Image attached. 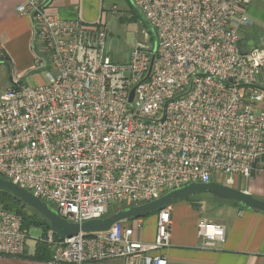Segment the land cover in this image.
<instances>
[{
  "label": "built area",
  "instance_id": "built-area-1",
  "mask_svg": "<svg viewBox=\"0 0 264 264\" xmlns=\"http://www.w3.org/2000/svg\"><path fill=\"white\" fill-rule=\"evenodd\" d=\"M157 45L139 42L127 62L107 51V27L82 14L64 19L49 0H24L35 64L47 81L13 78L0 95V174L71 222L159 198L192 182L232 186L264 171V46L242 48L251 0H131ZM134 89L133 100L130 101ZM141 218L48 245L47 264H168L172 215L157 212L156 237H136ZM199 247L215 249L225 226L197 225ZM22 215L0 208V257L24 253Z\"/></svg>",
  "mask_w": 264,
  "mask_h": 264
},
{
  "label": "crops",
  "instance_id": "crops-1",
  "mask_svg": "<svg viewBox=\"0 0 264 264\" xmlns=\"http://www.w3.org/2000/svg\"><path fill=\"white\" fill-rule=\"evenodd\" d=\"M23 1L0 0V61L10 64V84L13 78L26 75L35 64L32 22L29 17L17 13V6ZM106 2L49 0L48 9L58 12L64 19H75L81 13L87 23L94 24L102 23L108 9H116V6L107 7ZM129 2L132 3L131 0ZM246 15L253 23L241 28L243 50L264 46V0H251ZM259 84L264 88V75L260 77ZM236 177L239 176H234L232 187L264 199V171L245 179L242 187L236 186ZM227 205L222 210L221 220L215 221L225 226V240L215 249H202L199 247L197 225L201 219L207 218H202L201 208L195 209L186 199L172 203L168 207L172 215L171 246L163 251L168 264H264V213L241 208L233 202ZM141 220L143 228L137 231L136 237L154 241L157 213ZM35 231L36 235L41 233ZM38 246L34 238L28 239L22 255L0 257V264H47L48 254L39 252ZM97 264H123V261L116 258Z\"/></svg>",
  "mask_w": 264,
  "mask_h": 264
},
{
  "label": "water",
  "instance_id": "water-1",
  "mask_svg": "<svg viewBox=\"0 0 264 264\" xmlns=\"http://www.w3.org/2000/svg\"><path fill=\"white\" fill-rule=\"evenodd\" d=\"M262 40L264 41V37ZM0 63L10 66L6 61H0ZM133 97L134 89L131 91L130 101L133 100ZM0 190H4L14 195L24 203L39 211L49 220L51 231L57 235L59 239L72 237L80 232H104L109 230L117 222L143 218L170 206L175 201L184 200L202 193H210L218 198L230 199L238 202L242 207L255 209L264 213V199L258 198L244 190L224 185L216 181L188 183L171 189L152 201L124 206L105 217L86 220L82 223L68 221L60 215L57 209L53 208L47 202L41 200L26 188H23L1 176Z\"/></svg>",
  "mask_w": 264,
  "mask_h": 264
},
{
  "label": "rangeland",
  "instance_id": "rangeland-1",
  "mask_svg": "<svg viewBox=\"0 0 264 264\" xmlns=\"http://www.w3.org/2000/svg\"><path fill=\"white\" fill-rule=\"evenodd\" d=\"M130 1V0H129ZM128 0H107V7H114L113 11L104 14L102 23L107 27V51L116 62H127L131 52L139 42H147L157 45L154 32L138 9ZM52 69L30 70L22 77L24 83L35 87L47 81L46 71ZM10 84V68L4 63H0V95ZM236 186L242 187L245 178L236 177ZM191 201L201 208L202 218L215 222L221 220L223 208L232 204L231 200L218 198L210 193H202L191 198ZM114 207L113 210H117ZM155 213L149 214L141 219L152 217ZM36 228L30 230L31 239L36 237Z\"/></svg>",
  "mask_w": 264,
  "mask_h": 264
},
{
  "label": "trees",
  "instance_id": "trees-1",
  "mask_svg": "<svg viewBox=\"0 0 264 264\" xmlns=\"http://www.w3.org/2000/svg\"><path fill=\"white\" fill-rule=\"evenodd\" d=\"M0 176L4 177L1 174H0ZM191 198H193V197L186 198V200L190 201L195 209H199V207L191 201ZM228 200H230V199H228ZM231 201L241 208H247V207H242L236 201H233V200H231ZM128 205H135V204H133V203L132 204H125V205L118 207L117 209H120V208H122L124 206H128ZM52 207L55 208L54 206H52ZM168 207H166V208H168ZM0 208H4V209L10 210V211H14V212L22 215L23 227H25L29 230H31L32 228H36L37 230H39L41 232L40 234H46L47 232L51 231V225H50L49 220L47 218H45L39 211H37L33 207L24 203L19 198L15 197L14 195H12V194L4 191V190H0ZM113 211L114 210L112 209L110 211V213H112ZM157 212H155V213H157ZM133 220H135V219H129V220H123V221L127 223V222H132ZM56 237H57V235H56ZM37 244L39 245L38 246L39 252L42 251L44 253H47L48 259H50L51 258L50 247L48 245H45V244H39V243H37Z\"/></svg>",
  "mask_w": 264,
  "mask_h": 264
}]
</instances>
